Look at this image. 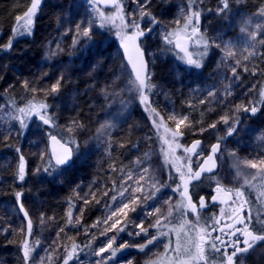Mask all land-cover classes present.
Masks as SVG:
<instances>
[{
	"label": "rangeland",
	"instance_id": "obj_1",
	"mask_svg": "<svg viewBox=\"0 0 264 264\" xmlns=\"http://www.w3.org/2000/svg\"><path fill=\"white\" fill-rule=\"evenodd\" d=\"M211 1L203 0L201 3L197 0L201 11L200 32L210 41L215 40L216 43L209 49L207 56L211 62L208 70L211 71L197 72L195 76L198 79L195 81L190 79L194 74L187 76L179 74V65L173 58H178L180 61V54L183 51L177 49L175 43L165 44L162 37L163 32L182 27L185 17V11L182 10H187L189 0H151L150 11L158 23L153 33L140 43L152 74L151 83L155 85L148 93L149 101L152 108L160 114L156 117L157 124L160 117L164 120L163 126L156 127L153 119L150 118V111L145 110L140 103L138 92L130 84V80L134 78L120 52L121 42L116 35L117 28L112 23L100 28L99 13H92L89 10L91 6L86 3V0H41L36 16L33 18L32 32L34 34L36 20L43 16L54 19V26L44 39L38 38L32 41L42 55L38 73L29 77L27 74L31 71L25 70L7 75L10 82L5 85L4 93L8 91L11 94H1V97L6 98L7 101L3 98L0 101V146H3L5 151L13 150L19 158L21 155L24 157L25 179L18 184L21 188L18 192L22 194L21 201L33 227L31 235L24 232L28 221L24 213L20 210L18 212L9 199L11 197L9 188L12 187L10 182L19 168L16 167L12 154L0 155V264H6L5 259L11 261V264L20 263L23 255L22 251L18 254L17 251L23 235L34 246L30 264H64V259L73 247L72 239L76 236L71 233L78 231H80L78 234L81 237V244L90 247H86L85 251L79 255L76 253L69 264H94L95 261L100 260V257L94 254L89 256L86 253L98 251L113 238V246L119 249V245L124 242L130 245L146 244L151 236L158 235L157 229L152 225L159 213L149 216L147 212L160 207L166 216L169 206L164 201L171 198L173 205L180 202L171 187L162 188L154 198L139 203L135 212L125 210L128 213L126 218L123 214L112 216L113 212L118 213L121 206L120 199L115 202L112 200L115 194L114 186L118 190L129 173L139 175L143 168H148L149 173L163 183H170L172 187L178 185L181 180L172 162L165 164L164 153L169 150V145L161 139V137L171 138L170 134L165 132L166 127L172 132L176 130V120L170 119L173 113L180 117L185 115L194 117L198 120L196 122H200L214 110L221 113L219 116L221 118L226 114L231 116L234 109L237 111V105L243 104L250 108L264 102L260 96V92L264 90V43H259L264 40V16L259 15L261 9H264V1L261 6L248 7L245 0H230L227 15H217L216 9L220 5ZM124 3L126 12L136 8L132 0H124ZM102 11L105 15H111L116 10ZM89 19L94 21L92 39L83 38L81 33L79 43L73 47L76 24L82 23V26L87 27ZM177 19L181 20L180 25L175 23ZM148 23V18L145 17L141 26ZM25 24L26 18L17 21L14 28L18 31L22 30ZM257 25L260 26L258 35L256 40L252 41L248 32L257 31ZM245 26H247V32L242 33L241 28ZM128 32H131V29H128ZM33 34L13 37L12 30L10 39H13L14 44L19 40H30ZM183 38L184 36L180 37V39ZM175 39L174 37V42ZM180 43L183 44L182 41ZM225 43L232 48L235 56L225 57L222 51ZM190 44L195 49V54L199 55L202 52L194 39L190 40ZM252 44L256 45V55L244 60L243 57L253 51ZM75 49L80 50V55L68 60V54ZM50 52H54L55 55H50ZM237 60L240 61L239 66H237ZM7 65L4 57L0 58V72L3 69L5 71ZM245 65L247 71H245ZM233 67H236L238 80L233 76ZM71 73L75 76H71ZM61 75H63L61 81L63 85L59 93H51L55 98L51 106L47 108V115L52 118V123L44 124L45 142H43L39 133L43 120L39 113L43 111L40 105L44 104L46 94L44 91L35 93L31 90L26 91L23 82L28 80L32 86L38 89L47 88L50 91L51 86ZM76 79L81 82L79 86ZM168 79L170 84L175 82L179 86L172 91L173 93ZM226 89L231 91V95H226ZM76 90L78 93L75 96H78L79 100L75 101L73 94ZM180 90L185 94L184 99L180 98ZM210 90L215 93L214 97L208 95ZM9 99L12 102H9ZM201 100L204 102L201 103ZM30 101H34L36 106L29 111L27 109ZM205 104L213 108L206 110L198 107ZM82 106H85L86 110L82 111ZM230 106L233 107L232 110L229 109ZM20 108H25L26 111L21 113ZM257 108L258 111L264 112L260 106ZM21 120L24 121L23 126ZM73 121L77 126L70 133L68 128ZM228 127L229 125L226 128ZM263 127L253 142H250L251 151L247 155L242 154V150L234 152L235 157L232 156L231 160L233 181H243V178L235 179L236 169L233 165L236 159L264 158V139H260L264 137ZM198 128L197 133L203 132L201 129H207L206 131L209 130L214 137L219 138L221 134L214 131V128H200V126ZM225 133L221 134V137L225 138L221 148L222 162L226 156L227 142L232 145L243 144L241 138L228 141ZM49 135L60 136L68 144L71 140L75 141L71 144L78 150L75 162L64 172L55 171L50 174L52 168L48 172L44 171V166L50 161L46 143ZM179 144L182 147L177 148L175 145L172 147L175 149V157L181 158L176 163H183L185 140L179 138ZM175 157L170 156V161L175 160ZM192 160L196 163L195 156ZM38 167L39 172H37ZM241 168L246 173L252 170L243 165ZM220 172H226L225 165ZM170 175L172 180H169ZM221 177L219 180H225V174ZM215 182L213 178L207 181L205 186L211 187ZM128 183L132 184V181ZM141 184L143 191L135 195L143 200V196L145 194L151 196L154 189L147 179L141 181ZM58 187L65 188V191L69 189V193L74 191L78 205L73 211L72 218L75 220L79 217V223L69 224L70 212L60 207L64 221L59 220L61 215L58 211L59 204L52 201L54 199L52 196L56 195L55 190ZM105 191H108L110 196L108 202L97 199L86 206L84 201L93 198L91 194L107 196L104 195ZM13 196L16 198V195ZM18 206L20 207L19 203ZM177 213L173 212V218ZM42 214L43 223L41 222ZM109 216H112V219L105 223ZM116 219L122 222L118 228L124 227L125 230L120 232L118 229H112L106 232L105 229L109 228ZM141 221L148 229L147 236L135 235L141 232V229L136 226ZM162 223H164L163 220ZM172 224L175 225L174 221ZM62 228L63 232L60 231ZM5 229L7 231H4ZM162 231L167 232L168 228H163ZM170 236L172 247H175L176 234L173 232ZM168 240L169 236H160L152 244H148L143 252L136 247L119 249L117 256L112 260L104 261V264H125L128 259L132 260V264H156L157 261L169 264L168 260H162L165 255L164 245L168 243ZM36 241L39 243L37 244ZM110 254L111 249L103 255L107 257ZM167 255L173 254L169 252ZM76 256L78 259L75 258Z\"/></svg>",
	"mask_w": 264,
	"mask_h": 264
},
{
	"label": "snow or ice",
	"instance_id": "obj_2",
	"mask_svg": "<svg viewBox=\"0 0 264 264\" xmlns=\"http://www.w3.org/2000/svg\"><path fill=\"white\" fill-rule=\"evenodd\" d=\"M101 0H86V3L89 4L90 11L92 13H99L98 19L100 20V28H104L108 23H112L113 26L117 28L116 35L120 39V46L124 49V55L128 60V64L132 66V73L134 75V80H130V84L132 87L138 92L140 103L145 107L146 111H150L151 117L153 119V124L156 127L163 126L164 120L163 117H160L159 124H157L156 117H159L160 114L152 108V104L149 101L148 93L155 87L154 84L151 83L152 74L148 68V62L145 59V51L141 47V43L143 39H146L147 36L154 31L155 25L158 23L156 17H154L150 11L151 0H132V3L136 5V8L131 12H126V5L124 0H103V3L106 7H113L116 11L111 15H105V13L99 8V3ZM199 2H203V0H199ZM41 0H32L31 6L24 13V17L17 16L16 20L19 22L21 19L26 18V24L24 25L22 30L17 28H13V37L16 35H24L27 34L31 36L32 32V22L33 18L36 16L37 10L40 7ZM219 4L221 5L216 9L217 15H227L230 9V0H219ZM185 11L184 22L182 27L177 28L172 31H165L162 33L163 40L167 45H173L175 43V47L180 51L185 52V57H180V59L185 60L189 66H194L196 68L201 67V59L208 55L209 49L216 43L215 40L210 41L209 38L200 32L199 24H200V16L201 11L198 8L197 0H189V5L187 10ZM211 11V9L209 10ZM138 13V18L137 17ZM259 15L264 16V9H261ZM129 17H132L129 19ZM147 17L149 23L145 24L143 27L141 26V22L144 18ZM118 22V23H117ZM176 24L180 25L181 20L177 19L175 21ZM94 21L89 19L88 26H82V23L76 24V35L73 37V47H75L79 40L81 39V33L83 34V38H87L88 40L92 39L94 33L92 32V26ZM257 31L248 32V35L252 41L256 40L258 35V31L260 26L257 25ZM128 29H131V32H128ZM70 31V30H69ZM241 32H247V26L241 28ZM67 34V33H66ZM184 36V38L188 40H195L196 45L198 47H202L203 51L200 53L199 59H193L189 54L185 47H183L180 43V37ZM175 39V42L173 38ZM259 43H264V40L259 41ZM13 39H9L7 44H0V50L10 51L12 50ZM220 47V45H216ZM253 51L249 52L248 56H244L243 59L247 60L250 56L256 55L255 52V44L251 45ZM59 48V45H58ZM163 51V49H162ZM222 51L225 54V57H233L235 53L232 48L227 44H223ZM50 55H55L54 52H50ZM240 65V61L237 60V66ZM247 66L245 65V71H247ZM232 73L235 79H239V75L236 71V67L232 68ZM255 75V72H253ZM47 75V74H45ZM63 80V75H61L55 84L51 86L50 92L52 94H58L61 88V81ZM24 88L26 91L31 90L33 93L37 91H44L45 94H49V90L47 88L38 89L31 85V82L25 80L23 82ZM208 95L210 97H214L215 93L211 90ZM226 95H231V91L226 89ZM261 99L264 100V90L260 92ZM201 103L204 100L200 101ZM36 105L34 101L29 102V106L27 110H31ZM42 112L39 113L41 119L45 124L51 125L52 118L47 115V104L40 105ZM237 111L241 108L245 112H250L251 115H256L259 110L256 106L248 107L246 105L240 104L236 106ZM19 111L24 113L26 111L25 108H20ZM170 119L176 120V130L172 132L171 129L165 128V132L170 134V139H166L165 137H161L164 143L169 145V150L166 151L165 154V164L167 165L169 162H172L173 167L179 174L181 185L177 187H173V192H180L181 202L173 205L171 202V198L165 200L164 203L168 204V212L165 216L162 208L157 207L152 211H148L147 215L153 216L159 213L156 218V221L152 227L157 229L158 235L151 236L146 244H137L130 245L128 242H124L119 245V249L136 247L139 251L143 252L148 244H152L154 241L159 239L160 236H169L168 243L164 245L165 247V255L162 258L169 261V264H215V257L211 254L216 253L220 254L221 259L219 260V264H238L237 257L241 256V254H247L250 249H253L255 245L259 242H264V158H255L253 160L244 159L239 160L236 159L234 163V167L236 169V177L235 179L239 180L243 178V183L239 187L228 188L222 185L217 179V187L214 191L218 194H223L224 199H220L219 203L226 204L228 207V211L226 212L225 208H221V218L227 216V219L232 221L229 224H226L224 227H219L221 218L213 217L211 224H200L199 222V211L207 207V203L205 197L201 196L199 200V205L197 206L193 203L192 196L189 193V188L192 185V181H200L202 174L211 173L217 166L216 158L219 153L220 156L223 155L220 152L221 149V141L225 139L224 137L218 139L217 143L211 146L210 153L203 158V162L200 163L199 160L203 156V150L201 147L202 142L200 140H195L191 144V146L184 147L185 156L183 158V163H176V161L181 158L175 157V147H182L179 144V138L183 136V132L181 131V126H190V121L188 120V116L180 117L173 113L170 116ZM225 124H229V115H225L220 118ZM186 122H188L186 124ZM216 123H219L217 121ZM216 123L210 124L208 127L215 128ZM239 123V118H235V122L229 125L227 129L228 136H232L237 132V125ZM22 126L24 125V121L21 120ZM76 122L73 121L71 125H69V132H73L76 127ZM207 129H201V131H206ZM7 139V137H6ZM260 139H264L261 137ZM51 140L53 144L60 145V151L57 152L55 149L53 150V157L55 158L57 166L68 165L73 159V156L77 154L78 150L71 147L72 143H75L74 140H71L68 145L61 144L60 141L56 139L55 136H51ZM123 147V144L121 145ZM19 152L20 149H17ZM231 156L235 157V153H230ZM175 157V160L170 161L169 157ZM196 157V169L193 168V160L192 157ZM241 165L251 169H257L255 173H246L242 170ZM51 168V162L44 166V171L48 172ZM40 171V168H37V172ZM18 178L20 181L25 179V166H24V157L21 155L20 157V165L18 169ZM215 178V177H209ZM147 179L151 183V187L154 189L151 196L144 195L143 200L140 196H136L137 192L143 191V185L141 181ZM173 178L171 175L169 176V180ZM128 181H132V184H129ZM172 187V185L163 183L155 178L154 175L149 173L148 168H143L140 171L139 175H134L129 173L126 178L122 181L117 190L114 186V195L112 196L113 202L117 199H120L121 206L119 207L118 213L113 212L112 216L123 214L124 217L127 218V211L132 212L136 211V207L139 206V203H143L148 199H152L155 197L156 193L159 192L162 188ZM245 189H257L258 195L256 197V206L254 208L253 203L248 199ZM91 194V193H90ZM21 193H16V200L20 204V211L24 213L25 219L28 221L27 223V233L31 235L32 233V221L29 218L28 212L25 210L24 205L21 201ZM89 195V194H86ZM93 199H95V194H91ZM104 195H108V191L104 192ZM211 201L213 203L217 202V196H212ZM85 204L89 203L87 199H85ZM99 202V201H97ZM248 208L247 215H243L244 208ZM181 209L191 210L193 214L197 216V222L195 225L191 224L186 218L185 213L180 212ZM180 212V223L179 225H173L172 219L173 212ZM255 211V216L253 215ZM112 216H109L105 223L108 220L112 219ZM162 220L164 223H162ZM44 217L43 214L41 216V222L43 223ZM69 224L79 223V217H76L75 220L72 218V213H69ZM121 220H114L109 228H106L105 231H110L112 229H118V231L123 232L125 230L124 227H119L121 225ZM239 225V227H237ZM126 226V225H125ZM141 229V232L135 233V235L139 236L141 234L148 235V229L143 226V221L136 225ZM163 228H168V231H162ZM227 229V231H225ZM219 230L221 235L213 236L212 233ZM4 231H7L6 229ZM61 232L64 231L62 228ZM176 234V244L175 247H172L171 241V233ZM129 235H133L129 233ZM224 237H227L225 239ZM243 237V239H241ZM114 239V238H113ZM113 239H110L108 243L99 248L98 251L93 250V252L86 253V255L94 254L96 257H100V260L95 261L94 264H104V261L112 260L117 256L118 248L113 246ZM38 244L39 241H36ZM243 245V246H241ZM90 247V246H86ZM79 246L73 244L72 250L68 252L67 257L64 259V264H69V261L74 259L75 254L78 251ZM34 249V246L30 244L27 240L22 245L23 251V259L24 264H30L32 259L31 253ZM111 249L110 256L105 257L103 254L108 252ZM228 249H232L231 252ZM171 252L173 255L168 256L167 253ZM75 258L78 259V256ZM51 259V257H49ZM125 264H132V260L128 259ZM156 264H162V261H157ZM239 264H243V260L239 261Z\"/></svg>",
	"mask_w": 264,
	"mask_h": 264
},
{
	"label": "flooded vegetation",
	"instance_id": "obj_3",
	"mask_svg": "<svg viewBox=\"0 0 264 264\" xmlns=\"http://www.w3.org/2000/svg\"><path fill=\"white\" fill-rule=\"evenodd\" d=\"M182 46L185 47L188 51V54L193 58V59H199L200 58V54L197 55L194 53V48L191 47L190 44V40L183 38L182 40ZM200 51H203L202 47L199 48ZM181 57H185V59H187V57L185 56V52L180 54ZM208 56V55H207ZM207 56L203 57L201 59V67L200 68H196L194 66H189L187 63H185V60L183 59H179L178 58H173L177 64L179 65L180 69L179 73H181L182 76H187L188 74H194L192 77H190V79H194L195 81L198 79L195 74L197 72L203 71L205 73L210 72L211 70H208L210 68V59H207ZM194 72V73H192ZM260 106V108L263 110L264 109V102H260L257 103L255 105ZM200 109H206V110H210L213 107H209L206 104L205 105H199L198 106ZM232 106H230L229 109L232 110ZM155 109V108H153ZM238 112V113H236ZM189 113V112H188ZM211 114H215L214 116H210ZM211 114H209L206 118H204L202 121L200 122H196L198 121L197 119H195L194 117H190L188 116V120L190 121V126H181V131L183 132V136L180 137L181 139L185 140V147H188L190 145V143L196 139H201L202 140V150H203V156L200 159V163L202 161V159L204 157H206L210 150H211V146L215 143H217L218 139L222 138L221 134L225 133V135L228 137V141L231 139H236V138H241L243 144H238V145H232L230 143L227 142V147H226V156L224 158V162H222L221 160V156L218 153L217 154V164H218V170L217 173L214 176H203L201 178L200 181L197 182H192L193 186H190L189 188V193L192 196V200L193 203H195L197 206L199 205V200L200 197L203 196L205 197L206 203H207V207L200 209L199 211V222L200 224H211L212 223V218L215 216L217 218H221V208H225L226 212L228 211V207L226 204H221L219 203V200H217V202L213 203L211 201V197L216 194V192L214 191V189L217 187V179L222 178L221 175L225 174V180L220 181V183L222 185H224L225 187L228 188H233V187H239L243 181L240 182H236L232 180V173H233V168H232V164H231V160H232V156L230 155V153L235 152L237 150H242V154L247 155L249 153V151H251V149H249L250 146V142L252 143L254 138L256 137L257 133L262 129L261 127L264 126V112H260L257 111L256 115H251L250 112H245L243 109H240L239 111H235L234 109V113H231L229 116L230 120H229V124H224L221 119H219L220 114L219 112L215 111L212 112ZM216 116V117H215ZM239 118V123L237 125V132L234 133L232 136H228L227 134V125H231L232 123L235 122V118ZM217 121H219V123H216ZM188 122H186L187 124ZM212 123H216V127L214 128V131L216 132H220L221 134L218 137H214L213 134H210V131H203V132H198L196 131V129H199L198 127L200 126V128H207L210 124ZM226 126V127H225ZM167 128V127H166ZM264 130V127H263ZM223 146V140L221 141V148ZM246 147V148H244ZM222 150L220 149V152ZM223 165H225V173L220 172L221 169L223 168ZM193 168L196 169V163H193ZM257 171V169H252L250 170V173H255ZM218 175V176H217ZM209 177H215L216 182L214 184L211 185V187H206L205 183L207 181L212 180L213 178H209ZM181 185V181L178 182L179 186ZM173 187H171L172 189ZM246 194L248 196V199L253 203V206L255 208L256 206V197L258 195V190L257 189H245ZM177 196V198L179 199V201L181 202V195L180 192H174ZM225 197H223L224 199ZM221 199V198H219ZM180 212H184L185 213V218L193 225L196 224L197 222V216L195 214H193L191 212V210H186L185 209H181ZM180 212L177 213V215H174V218L172 219V221H174L175 225H179L180 223ZM248 213V208L245 207L243 210V215H247ZM253 215L255 216V211L253 213ZM179 216V217H178ZM178 217V218H177ZM264 218V217H262ZM232 221L227 219V216H224L221 218V222L219 227H224L226 224L231 223ZM237 227H239V225H237ZM225 231H227V229H225ZM213 236H217V235H221L220 231L217 230L215 232L212 233ZM225 239H227V237H224ZM241 239H243V237H241ZM243 246V245H241ZM229 252L232 251V249H228ZM213 257H215V264H219V260L221 259L220 254H216V253H212L211 254ZM243 260V264H264V242H259L257 245L254 246L253 249H250L249 252L247 254H241V256L237 257V261L239 264L240 260Z\"/></svg>",
	"mask_w": 264,
	"mask_h": 264
},
{
	"label": "trees",
	"instance_id": "obj_4",
	"mask_svg": "<svg viewBox=\"0 0 264 264\" xmlns=\"http://www.w3.org/2000/svg\"><path fill=\"white\" fill-rule=\"evenodd\" d=\"M264 0H245V4L248 7H252V6H261L262 2ZM31 2L32 0H0V44H7V42L9 41L10 37H11V32L15 26V24L17 23L16 17L17 16H21L24 17V13L27 11V9L31 6ZM211 2H216L219 4V0H212ZM220 5V4H219ZM221 6V5H220ZM211 7V6H210ZM54 19L49 18L43 16L40 17L36 20V24H35V30H34V34L32 36V40L30 39H24V40H19L17 42H15L12 46V50L7 51L6 53H2L0 50V58L4 57V59L6 60L7 68H5V71L0 72V101L2 100L3 97H1V94H6L9 95L11 93H8V91L5 92V85L8 84L10 81L8 79L9 74H14L16 73V71H25V70H29L31 72H29L27 75L29 77L37 74L40 65H41V60H42V55H41V51L32 44V41L36 40V39H44L46 37V35L49 33V30L53 28V22ZM80 55V50H73L68 54V60L71 59H75ZM33 73V74H31ZM73 75V77L75 76L74 73H71V76ZM11 80V79H10ZM48 81V80H47ZM77 85L79 86L81 84L80 80H77ZM61 85H63V83H61ZM76 93H78V91L76 90L75 93L73 94V96L76 95ZM15 97V96H14ZM47 98L44 99V104H47L48 107L51 106V103L53 101V99L55 98L54 95H51V92L49 91V94L46 95ZM38 98V97H37ZM6 99V98H5ZM3 98V100H5ZM74 100H79L78 96L74 97ZM7 101V99H6ZM9 102H12L9 99ZM82 111H84V109L86 110L85 106L81 107ZM139 116V115H138ZM44 122H42L40 124L41 129L39 130V133L41 135V140L43 142H45V134L43 132L45 126H44ZM60 137V136H59ZM18 146V145H17ZM19 149V146H18ZM22 151V149H21ZM12 154V158L14 159V161L16 162V167L19 168L20 165V158L17 157L18 155L13 152V150L7 149V151H5V149H3V146H0V155L3 154ZM75 162V160H74ZM52 170L51 172H49L50 174L55 172V171H59V172H64L67 169H62V170H57L54 167H51ZM22 181H19L18 178V173L15 174L11 185L12 187L9 188V190L11 191V197H9V199L11 200L14 208H16V210L19 212L20 207L18 206V202L15 198L16 193H18V191H21V188L19 187V183H21ZM69 189H67L65 191V188H59L56 189L55 191H57L56 195L52 196L54 197V199H52L53 202L58 203V208L60 207L61 209H66L68 212H71L73 214V211L76 210L77 208V203H76V198H75V194H73V190L69 193L68 192ZM109 195L107 196H102L101 194L95 196V199L93 198H89V203L86 204L89 205L90 202H93L94 200L100 199L103 201L108 202L109 199ZM61 205V206H60ZM60 208L58 209V211L60 212V214L62 215V212L60 210ZM89 207H87L88 209ZM20 214V213H19ZM59 216V220L60 221H64L63 215ZM173 219V218H172ZM58 220V221H59ZM65 223V222H64ZM63 224V223H62ZM25 226V223H24ZM64 226V225H63ZM27 229V225L24 228V232L27 233L26 231ZM80 232V231H78ZM77 233H71V234H76V236L73 237L72 239V244L78 245V251L77 255L83 253L86 249L85 245H82L81 243V237L80 235ZM26 241V238L23 235V240L19 241V246H18V251L17 254L19 252L22 251V245L23 243ZM34 251V249H33ZM33 251L31 253V256L33 255ZM22 255H23V251H22ZM5 263L6 264H11V261H6L5 259ZM19 264H24V259L23 256L21 257V261Z\"/></svg>",
	"mask_w": 264,
	"mask_h": 264
},
{
	"label": "water",
	"instance_id": "obj_5",
	"mask_svg": "<svg viewBox=\"0 0 264 264\" xmlns=\"http://www.w3.org/2000/svg\"><path fill=\"white\" fill-rule=\"evenodd\" d=\"M99 8H101V9H103V10H111V9H114L113 7H110V6H108V7H106L105 5H104V3H103V0H101V2L99 3ZM120 50H121V53L123 54V56H124V59H125V61H126V63H127V65H128V67H129V69L131 70V72H132V66L130 65V64H128V60H127V58L125 57V55H124V49L120 46ZM132 75H133V73H132ZM133 77H134V75H133ZM51 136H55L56 137V139L58 140V141H60V143L61 144H64L56 135H50L48 138H47V149H48V153H49V158H50V161H51V163H52V165L55 167V168H57V169H65V168H68L69 166H71L72 165V163H73V159H72V161L70 162V164H68V165H63V166H57L56 165V161H55V158L53 157V150L55 149L57 152H59L60 151V145L59 144H53V142H52V140H51ZM196 140H200L201 142H202V140L201 139H196ZM195 141V140H194ZM193 143V141L190 143V145L189 146H191V144ZM64 145H66V144H64ZM201 147H202V144H201ZM211 151V150H210ZM210 153V152H209ZM203 162V159H202V161H201V163ZM216 164H217V161H216ZM217 170H218V164H217V166H216V168L211 172V173H204V174H202V177L203 176H213V175H215L216 173H217ZM201 177V178H202ZM193 182V181H192ZM194 182H197V181H194ZM215 196H217V200H220L219 198H221V199H223V197H224V195L223 194H218V193H216V194H214ZM213 195V196H214Z\"/></svg>",
	"mask_w": 264,
	"mask_h": 264
},
{
	"label": "bare ground",
	"instance_id": "obj_6",
	"mask_svg": "<svg viewBox=\"0 0 264 264\" xmlns=\"http://www.w3.org/2000/svg\"><path fill=\"white\" fill-rule=\"evenodd\" d=\"M168 83H169V79H168ZM170 84V83H169ZM169 86V85H168ZM171 89V92L173 91V90H176L179 86L175 83V82H172V84H170V86H169ZM173 93V92H172ZM175 97H177V95L175 96ZM180 98H182V99H184L185 98V94L183 93V91L182 90H180Z\"/></svg>",
	"mask_w": 264,
	"mask_h": 264
}]
</instances>
